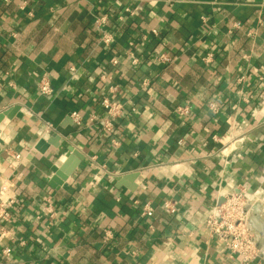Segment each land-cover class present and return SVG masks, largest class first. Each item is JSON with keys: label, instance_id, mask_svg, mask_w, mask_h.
<instances>
[{"label": "crops", "instance_id": "obj_1", "mask_svg": "<svg viewBox=\"0 0 264 264\" xmlns=\"http://www.w3.org/2000/svg\"><path fill=\"white\" fill-rule=\"evenodd\" d=\"M111 85L124 109L107 132ZM0 113V185L15 199L0 264H241L205 226L240 190L260 249L249 264H264V0H0Z\"/></svg>", "mask_w": 264, "mask_h": 264}, {"label": "built area", "instance_id": "obj_2", "mask_svg": "<svg viewBox=\"0 0 264 264\" xmlns=\"http://www.w3.org/2000/svg\"><path fill=\"white\" fill-rule=\"evenodd\" d=\"M109 20V14L106 12L97 15L95 20L96 27L100 32L99 39L107 48H111L115 42V34L110 32L107 28ZM153 33L156 34L157 30H153ZM130 44L133 43L131 42ZM204 59L206 62H211L212 55L208 54ZM157 60L163 63H169L171 61L170 57L164 53L158 55ZM111 62L116 65L119 61L116 57H113ZM131 62L136 65L138 63V58L133 56ZM71 70L75 71V68L72 67ZM103 77L104 76H102V78ZM115 89V85H111L109 87V93L103 95L101 99V105L106 112L105 117L102 119V126L107 132L113 131L115 126L114 121L122 114L124 109V103L112 94L115 92ZM39 90L45 95H51L53 93V87L48 76L44 75L40 79ZM210 108L213 112L219 111V107L215 103H212ZM189 111L188 106H179L177 108V112L181 114L188 113ZM71 117L77 124L81 123V116L77 110L72 111ZM15 157L19 159L21 155L17 154ZM6 187V184L0 185V215L3 219L9 220L11 217L9 207L13 204L15 199L12 196L9 198L3 197ZM251 200L252 195L248 196L246 191H233L226 194L223 201L209 210L205 216V226L209 233L217 238L218 242L229 250L230 255L238 256L241 264H249L256 260L260 251L250 223ZM44 201L45 215L48 217L56 216L57 208L52 198L47 196ZM171 209L174 210L172 207ZM152 213L153 207L146 204L142 214L149 216L152 215ZM111 236V232L106 231L105 240H108ZM11 250V248L6 247L3 249V254L10 255Z\"/></svg>", "mask_w": 264, "mask_h": 264}, {"label": "water", "instance_id": "obj_3", "mask_svg": "<svg viewBox=\"0 0 264 264\" xmlns=\"http://www.w3.org/2000/svg\"><path fill=\"white\" fill-rule=\"evenodd\" d=\"M6 114L10 115L9 113H6ZM4 115H5V113H0V121L2 120ZM43 142L44 141L41 140L37 146V148L40 149L41 151H44V148L41 147ZM75 166H76V163L74 161H72V159L70 157L61 166H55L54 167V175L50 181V185L52 187H56V186L62 184L63 181L65 180V178L72 172V170L74 169ZM252 223L254 226H256L260 229V226L258 225L257 218H253Z\"/></svg>", "mask_w": 264, "mask_h": 264}]
</instances>
